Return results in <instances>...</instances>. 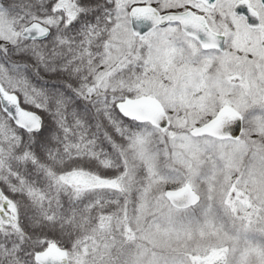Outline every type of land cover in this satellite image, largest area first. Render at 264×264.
Here are the masks:
<instances>
[{
    "label": "snow or ice",
    "instance_id": "6c2138e0",
    "mask_svg": "<svg viewBox=\"0 0 264 264\" xmlns=\"http://www.w3.org/2000/svg\"><path fill=\"white\" fill-rule=\"evenodd\" d=\"M0 264H264V0H0Z\"/></svg>",
    "mask_w": 264,
    "mask_h": 264
}]
</instances>
